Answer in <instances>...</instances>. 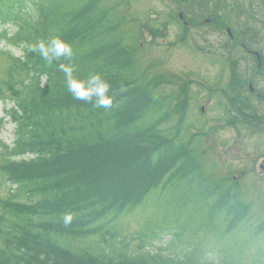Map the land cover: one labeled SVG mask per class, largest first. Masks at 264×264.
<instances>
[{
    "label": "trees",
    "instance_id": "16d2710c",
    "mask_svg": "<svg viewBox=\"0 0 264 264\" xmlns=\"http://www.w3.org/2000/svg\"><path fill=\"white\" fill-rule=\"evenodd\" d=\"M12 1L0 0V26L14 28V45L26 47L21 56L10 54L0 89L1 99L2 91L10 96L4 118L14 127L13 142L0 143V188L8 191L0 198V264H213L196 246L178 251L180 231L147 226L132 237L133 251L132 239L110 232L166 177L162 192L187 182L209 218L216 211L228 218V232L251 217L238 194L202 175L190 149L159 134L164 115L138 126L159 101L136 79L135 49L116 37L119 25L98 0ZM146 30L152 42L160 36ZM56 41L73 55L58 53ZM237 75L231 69L229 85L240 83ZM68 81L77 82L71 91ZM225 91L228 108L240 116L228 124L258 123L244 116L252 114L249 103L231 102ZM81 92L84 98H76ZM105 95L110 106L101 103ZM165 239L167 247L148 249Z\"/></svg>",
    "mask_w": 264,
    "mask_h": 264
},
{
    "label": "rangeland",
    "instance_id": "374dc122",
    "mask_svg": "<svg viewBox=\"0 0 264 264\" xmlns=\"http://www.w3.org/2000/svg\"><path fill=\"white\" fill-rule=\"evenodd\" d=\"M22 1L25 4L37 2ZM82 1L88 0H68L72 5ZM177 1L98 0L99 7L108 13L110 23L119 25L116 37L122 39L127 49H135L136 79L159 101L157 111L145 116L138 126L145 127L164 115L166 122L158 128L159 134L190 149L205 178L226 191L236 192L239 201L250 209V223L226 231L228 218L218 211L209 218L204 204L200 206L198 202L201 196L187 182L175 181L162 192L166 177L142 205L122 216L109 229L117 239H132L147 226L150 231L176 230L182 233L178 251L196 246L201 252L210 253L213 264H264V232L257 234L264 227V172L259 169V165L264 164L259 162V158L264 161V127L245 121L236 128L228 124L235 117L221 93L230 80V69L223 66L227 60L223 51L226 41L209 31L192 27L185 31L173 23V2ZM146 27L166 30L168 36L152 42ZM182 32L186 35L180 39ZM14 33V28L0 26L2 90L11 63L10 54L21 56L26 47L24 42L14 45ZM2 92L0 143L8 145L13 142L14 127L4 118V110L11 106V101L9 94ZM249 105L252 114L264 116V103L251 101ZM7 193L5 187L0 188L1 199H5ZM166 240L160 241L161 244L152 242L148 249L153 251L155 245L167 247ZM137 242H130V251Z\"/></svg>",
    "mask_w": 264,
    "mask_h": 264
},
{
    "label": "flooded vegetation",
    "instance_id": "af4514ba",
    "mask_svg": "<svg viewBox=\"0 0 264 264\" xmlns=\"http://www.w3.org/2000/svg\"><path fill=\"white\" fill-rule=\"evenodd\" d=\"M177 2H173L175 6L171 14L173 23L183 30L192 27L198 31H209L212 35L222 38L226 41L223 51L227 54L223 66L226 65V69H230V78L231 69H242L236 71L239 80L243 81L236 85H229V81L225 87L231 102L233 100L242 101L244 104L251 101L264 103V0H178ZM158 34L160 36L155 40H165L164 37L168 36L166 30H159ZM185 35L182 32L180 39ZM150 38L153 40L151 32ZM203 110L204 108L201 112ZM233 115L240 117L236 113ZM244 116L251 121L257 118L260 127H264V116L260 114ZM259 162L264 163L262 158H259ZM259 167L264 172V164Z\"/></svg>",
    "mask_w": 264,
    "mask_h": 264
},
{
    "label": "clouds",
    "instance_id": "9594fccd",
    "mask_svg": "<svg viewBox=\"0 0 264 264\" xmlns=\"http://www.w3.org/2000/svg\"><path fill=\"white\" fill-rule=\"evenodd\" d=\"M55 44H56V49H57L58 53H60V54L67 53V55L69 57H71L73 55L72 49L69 45H67L63 42H60V41H56ZM38 47H40L41 50H43V44L38 45ZM95 76H96V78H100L101 74L96 73ZM76 84H77V82H75V81H68L69 91H71L72 87L76 86ZM107 89H108V85H105V87L102 88L101 91L107 92ZM76 98H78V99L84 98V93L81 92ZM111 102H112V98L110 96H107V95L103 96V98L101 100V103L106 105V106H110ZM66 219H70V218H66Z\"/></svg>",
    "mask_w": 264,
    "mask_h": 264
}]
</instances>
